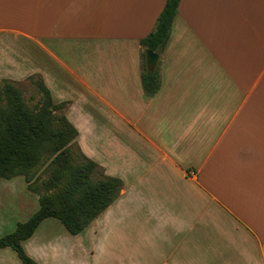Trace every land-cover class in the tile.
Returning <instances> with one entry per match:
<instances>
[{
  "label": "crops",
  "instance_id": "1",
  "mask_svg": "<svg viewBox=\"0 0 264 264\" xmlns=\"http://www.w3.org/2000/svg\"><path fill=\"white\" fill-rule=\"evenodd\" d=\"M166 1L0 0V82L41 77L124 185L78 235L43 221L38 264H264V0H182L148 97L140 41Z\"/></svg>",
  "mask_w": 264,
  "mask_h": 264
},
{
  "label": "trees",
  "instance_id": "2",
  "mask_svg": "<svg viewBox=\"0 0 264 264\" xmlns=\"http://www.w3.org/2000/svg\"><path fill=\"white\" fill-rule=\"evenodd\" d=\"M181 1L167 0L155 30L140 41L141 79L148 97L159 92L162 80L160 61L150 72L146 51L164 53ZM35 77L29 80L37 85L41 98L33 107L11 81L3 80L0 86V180L24 176L28 192L37 194L40 202L28 221L0 238V249L12 248L22 264H38L23 242L43 221L56 219L71 235H78L120 197L124 186L84 155L76 143L78 131L64 113L67 103L55 104L42 78Z\"/></svg>",
  "mask_w": 264,
  "mask_h": 264
},
{
  "label": "rangeland",
  "instance_id": "3",
  "mask_svg": "<svg viewBox=\"0 0 264 264\" xmlns=\"http://www.w3.org/2000/svg\"><path fill=\"white\" fill-rule=\"evenodd\" d=\"M29 78L19 83L11 82L22 91L24 99L33 107L38 103L41 94L37 85L31 82ZM35 78L38 79V76ZM2 81L0 86L3 85ZM41 176L46 177L45 174ZM20 181L26 182L24 176H18L8 181L6 179L0 180V238L13 233L19 223L28 221L40 207L39 196L28 192L27 185L23 188ZM30 213L32 214L29 215ZM43 225L42 231L46 229V232L51 234H58L60 231L66 233L64 225L58 220L49 219ZM9 251L14 253L15 259L20 262L17 254L12 249H9Z\"/></svg>",
  "mask_w": 264,
  "mask_h": 264
},
{
  "label": "water",
  "instance_id": "4",
  "mask_svg": "<svg viewBox=\"0 0 264 264\" xmlns=\"http://www.w3.org/2000/svg\"><path fill=\"white\" fill-rule=\"evenodd\" d=\"M160 60V56L150 50L146 51L147 68L150 72H154Z\"/></svg>",
  "mask_w": 264,
  "mask_h": 264
}]
</instances>
